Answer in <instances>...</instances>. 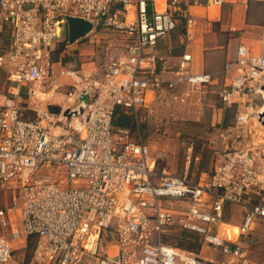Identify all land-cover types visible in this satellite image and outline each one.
<instances>
[{"label":"built area","instance_id":"2783aa9c","mask_svg":"<svg viewBox=\"0 0 264 264\" xmlns=\"http://www.w3.org/2000/svg\"><path fill=\"white\" fill-rule=\"evenodd\" d=\"M228 1L164 0L157 10L154 0H0V65L12 66L8 93L0 96V264L212 262L169 243L176 229L198 234L202 245L237 264H263L250 261L244 239L264 229V134L252 136L264 130V49L241 44L226 63L219 101L233 106L254 97L260 104L247 101L236 116L233 129L252 136L247 147L214 150L209 175L191 178L193 142H181L184 172L170 173L158 169L131 129L113 125L118 109L139 123L157 98L202 110L218 79L193 72L188 51L165 79L158 43L180 20L190 21L191 7ZM68 16L114 35L104 63L84 82L54 59ZM63 76L77 84L69 107L59 114L37 108L26 118L21 100L39 103L46 85L58 90ZM234 207L241 210L237 224L226 221Z\"/></svg>","mask_w":264,"mask_h":264},{"label":"rangeland","instance_id":"374dc122","mask_svg":"<svg viewBox=\"0 0 264 264\" xmlns=\"http://www.w3.org/2000/svg\"><path fill=\"white\" fill-rule=\"evenodd\" d=\"M229 12L227 11L225 15H223L224 17H222V22H213L203 16V19H198L197 22L187 21L186 25V29L189 27L191 28L190 36L193 37L197 45H199L204 57H209L210 59V57H212L211 53L218 52L219 56H216L213 59V64L217 67H222L228 59L234 56V52L232 50L229 51L227 47L218 48V46L221 44L223 45V42L232 34L238 35L239 33L232 32L228 29L225 30V33L221 32V28H230ZM181 22L182 20H180V23ZM221 25H223V27ZM179 28H181V24ZM180 31L181 30L179 29V34ZM177 36V44H181L182 37L180 35ZM113 38L114 35H112V33L108 30L94 31L88 37L79 40L73 45H69L67 33L65 40L57 44L54 52V59L55 61L61 62L62 67L78 72L84 82V75H87L89 72L97 71L104 63L106 59L104 54L105 47L109 44L115 43ZM174 55L176 54H173V56ZM172 60L173 63L177 62L175 57H173ZM57 84H61L62 87L55 90L54 87L46 85L45 91L47 93L53 91L54 98L47 102L51 103L48 105V108L50 111L59 114L64 107H69L67 104L68 92L73 90V85L77 84L71 77L65 76L59 78L56 82V85ZM8 90V67L6 65H0V96L7 94ZM211 96L212 98H215L214 94ZM23 98H25V93ZM211 103H213V105ZM211 103L210 104L212 106H209L208 103L205 107L203 116L199 119L189 118L186 111L182 109L180 105L175 107L174 110L169 108L165 109V120H163V127H161L160 130H157V106L154 105L151 106V111H141L138 114L139 123H136V127L134 129H129L132 130L137 140H142L149 145L152 155L158 158L157 166L159 170L164 168V164L168 161L169 163H174L178 167L180 174H182L181 172L186 167L187 159L185 149L183 148L181 142L185 140L193 142L194 153L189 165V171L191 178L197 180L201 172H204L207 175L210 174L213 166L214 150L226 145H228L231 149L236 147L244 148L247 147V142L252 136L254 138H259L260 134H264V130L260 128L259 130L256 129V132L253 131L252 136H249L247 129L244 128L246 133L245 139L242 135L225 133L227 129L223 128L224 120H222L220 124L217 111V106L220 105H217L214 101ZM257 103L260 104V100H258ZM42 104L44 105L45 102L33 104L31 107H40ZM26 106L28 105L23 104V107ZM55 107H59V109H56ZM24 116L26 118H32L33 114L27 112L26 114L24 113ZM236 116L237 113L234 112V108H231L227 116L228 125L232 126L231 129L236 126ZM251 127L254 128L253 122H251ZM257 133L258 135L254 136ZM221 134H225V140L223 137L221 138ZM235 214H237L236 209L229 213V217L236 218ZM179 231V229H176L174 234L178 235L180 233ZM258 236L261 240L259 248L257 247L258 244H252L249 242L245 245L251 258H253L254 255H258L261 258L264 257V232H260ZM31 251L32 248H28V251L26 252L27 258L30 257ZM192 252L201 255V257L206 258L209 261H212L207 262L208 264H237L234 261L224 258L220 253L216 252L212 248L206 247L202 244H200L198 251L192 250Z\"/></svg>","mask_w":264,"mask_h":264},{"label":"crops","instance_id":"0c3cea01","mask_svg":"<svg viewBox=\"0 0 264 264\" xmlns=\"http://www.w3.org/2000/svg\"><path fill=\"white\" fill-rule=\"evenodd\" d=\"M162 3H159L157 0H154V3L156 5L157 10H161L163 7V2L164 0H161ZM228 9V10H227ZM229 12V25L230 28L227 27L221 28V32H226L225 30H231L232 32H239L237 34H232L230 37H228L224 42L223 45L221 44L218 46V48H225L227 47L229 51H233L234 56L230 59H228L222 67H217L213 64L214 62V57H218V52L211 53L210 59L209 57L206 58L204 57L203 52L201 51L199 45L195 42L193 37H191V28H187L186 30V35H182L181 33L179 34V29H176L173 33H171L169 36H167L165 39L160 40L158 43V49L161 53V56L163 58V61L160 63V69L163 71V77L165 79H171L172 78V71L173 69H176V65L178 62L179 57L185 52H191L193 55V63H192V71L195 73H200V72H207L212 74L214 77H216L217 84L212 86L210 88L209 94L204 101V104L202 106V110L198 109V107L195 106H181L182 109H184L188 115L189 118H196L199 119L203 116L205 107L209 103V106H212L213 103L212 101L216 102L217 105V111H218V116H219V122L221 124V121L228 118V112L231 110V108H234V112L238 114L240 110L245 109L244 105H247V101H251L252 103L250 104L253 105V103H256L258 99H254V97L250 98H244L243 100L245 102H240L239 104H235L233 106H224L218 98V92L220 90V87L223 83V78L224 76V69L226 66V63L230 60H233L236 57V52L238 47L241 44L248 45L251 47L256 52H260L264 49V4L262 2L258 1H247V0H230L226 2L222 7H210V8H205V7H191L189 9L190 13V22H197L198 19H203V16L213 22H222V17L225 15L226 12ZM223 13V14H222ZM194 17V18H193ZM186 20V19H185ZM187 21V20H186ZM191 24V23H190ZM187 25V24H186ZM223 27V25H221ZM225 26V25H224ZM180 35L182 37L181 39V44H177L178 36ZM180 45V46H179ZM198 46V47H197ZM173 54H176L173 56ZM175 57L177 59L176 63H173L172 58ZM55 93V92H54ZM215 96V98H212L211 95ZM49 95L47 99H41L39 100V103L45 102V104L41 105L40 107H31L34 103H29V100L24 99L21 100V106L23 107V104H26L28 106L23 107L24 113L26 114L27 112H30L33 114L32 117L35 116V111L34 109L37 108H43V107H48L51 103L49 100H52L54 98L53 91L50 93H47ZM210 101V102H209ZM151 106H157V130H160L161 127H163V120L165 116V109L169 108L171 110H174L175 107L179 106L176 104H173L170 102L169 98H165V102H161L158 98L157 100H154L152 102ZM212 105H211V104ZM39 106V105H38ZM59 108V107H55ZM172 114V111H171ZM170 114V115H171ZM232 126H226L223 127L224 129H227L225 133H231V134H241V131L237 129H231ZM225 134H221V138L224 137ZM226 139V136L224 137V140ZM228 147V145H226ZM166 171L170 173H175V174H180L178 167L174 163H169L167 161L166 164L163 166ZM185 170V168H184ZM184 170L181 172L183 173ZM236 209L237 214L236 218H230L229 212L226 216V221H234V223H239L240 218H241V210L238 207H234L233 211ZM260 232H264V229H260L259 231H255L249 236H247L244 239V246L249 242L252 244H258V248L261 245V240L259 238ZM246 247V246H245ZM112 251L115 250V247L111 248ZM218 252V251H216ZM219 253V252H218ZM246 254L248 255V258L250 261H256L259 263L264 264V257L261 258L258 255H254L253 258L249 255L248 251L246 250ZM228 264V263H226Z\"/></svg>","mask_w":264,"mask_h":264},{"label":"trees","instance_id":"16d2710c","mask_svg":"<svg viewBox=\"0 0 264 264\" xmlns=\"http://www.w3.org/2000/svg\"><path fill=\"white\" fill-rule=\"evenodd\" d=\"M180 24H181V28L178 27L177 29H180L181 30L180 33L185 36L187 21L185 19H182V22ZM113 125L115 128L125 127V128L134 129L136 127L135 117L133 115L125 114L122 112L121 109H118L114 116ZM227 125L228 122L226 118L223 127H226ZM179 232L180 233L178 235L173 233L169 237L168 239L169 243L179 247L182 250H188V251L199 250L201 242H200V236L198 234L186 230H180ZM33 245L34 242L31 240L29 242V248L31 249Z\"/></svg>","mask_w":264,"mask_h":264},{"label":"water","instance_id":"95a60500","mask_svg":"<svg viewBox=\"0 0 264 264\" xmlns=\"http://www.w3.org/2000/svg\"><path fill=\"white\" fill-rule=\"evenodd\" d=\"M66 19H67L69 45H73L77 43L79 40L88 37L90 34L94 32L93 24L89 21L71 16H68ZM83 100L85 102H88L89 100L88 96L83 97Z\"/></svg>","mask_w":264,"mask_h":264},{"label":"bare ground","instance_id":"6f19581e","mask_svg":"<svg viewBox=\"0 0 264 264\" xmlns=\"http://www.w3.org/2000/svg\"><path fill=\"white\" fill-rule=\"evenodd\" d=\"M159 3H162L161 2V0H157ZM6 66L8 67V68H11L12 66L11 65H9V64H6ZM41 95V97H42V99H47V97L49 96V95H47V94H44V93H42V94H40Z\"/></svg>","mask_w":264,"mask_h":264}]
</instances>
